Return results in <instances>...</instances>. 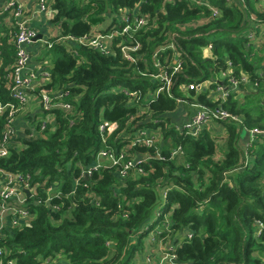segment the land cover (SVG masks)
Returning a JSON list of instances; mask_svg holds the SVG:
<instances>
[{
  "label": "trees",
  "instance_id": "16d2710c",
  "mask_svg": "<svg viewBox=\"0 0 264 264\" xmlns=\"http://www.w3.org/2000/svg\"><path fill=\"white\" fill-rule=\"evenodd\" d=\"M243 1L244 6L238 0H208L220 10L212 19L206 5L191 0H48L53 12L49 22L59 28L60 36L89 34L105 17L113 21L114 12L136 7L150 16L151 26L136 34L140 49L134 55L141 54V58L135 63L123 58L119 50L106 55L85 45L74 55L63 42L51 39L47 51L52 55L51 81L46 88L68 90L66 100L75 113L53 110L55 120L47 124L44 137L24 138L23 147L11 149L0 159L1 169L30 174L32 183H38V194L27 205L34 218L23 228L5 230L2 244L7 256L3 261L12 258L17 264H41L46 257L59 254L65 261L54 264H133L144 237L169 215V231H161L159 236L192 231L191 238H182L177 244V261L264 264V230L260 236L255 234L257 222L264 224V138L255 139L246 160L237 146L238 125L222 122L228 134L226 150L223 158L215 160V138L207 130L197 138L179 134L165 117L176 108L175 98L184 96L179 84L211 80L228 59L235 75L248 73L250 81L245 85L250 89L242 100L236 93L229 94L222 106L241 115L246 128L264 130V65L247 37L250 29L257 32L264 25V12L257 6L259 0ZM9 11L0 9V31L4 32L0 36L1 102L13 100L9 75L15 59V27L13 18L9 26L4 23ZM255 23L260 26L254 27ZM105 30L108 28L100 29ZM172 41L181 61L171 86L173 97L161 92L151 98L158 86L150 76L157 72L153 54L165 65L172 50L160 49ZM209 43L211 56L205 57L203 48ZM120 89L138 91L137 102H130ZM197 97L205 105L215 104L208 92ZM140 107L151 112V120L146 114L136 115ZM131 116H135L132 121ZM102 120L119 124L109 139L115 149L127 142L118 133L134 130L139 120L138 127L160 128L164 145L159 150L165 158L143 163L148 173L129 177L118 188L117 176L109 167L95 171L89 180L80 178L82 168L94 163L101 148L98 126ZM3 124L2 118L0 129ZM177 145L184 151L181 164L170 157V149ZM156 147L142 146L136 151L155 156ZM57 180H61V195L45 203V189ZM161 188H167L162 214L142 229L160 206ZM87 194L96 195L98 203ZM38 199L40 203L35 202Z\"/></svg>",
  "mask_w": 264,
  "mask_h": 264
},
{
  "label": "built area",
  "instance_id": "2783aa9c",
  "mask_svg": "<svg viewBox=\"0 0 264 264\" xmlns=\"http://www.w3.org/2000/svg\"><path fill=\"white\" fill-rule=\"evenodd\" d=\"M196 3L206 5L209 10V16L212 19L217 18L220 15V10L209 4L208 0H191ZM232 0H228L231 3ZM243 6L244 1L238 0ZM36 12L46 13L48 19L52 17V10H49L46 0L36 1ZM257 6L260 11L264 12V0H259ZM134 9H120L114 14V20L107 26L108 30L104 32L92 28L91 33L85 34L79 37L75 36H59L56 42H63L67 51L72 54H77V48L80 45L89 46L93 49L106 55H115L119 50L122 57L131 63H135L137 58H141V54L134 55L140 49V43L136 39V34L143 28L151 26V18L148 14L140 13ZM3 10H10L13 18V26L15 27L14 34L12 36L13 46L15 48V59L12 64V72L9 77L12 80L10 85V94L13 98L12 101L1 102L0 101V121L3 118L4 124L0 129V159L7 157L10 154L11 149H18L23 147L22 140L33 139L38 137H44V130L47 124H53L55 120V114L53 110H61L66 114H74L75 108L66 98L69 96L68 90L61 88H46V85L50 83V68L44 67L40 70V75L45 82L38 87V101L44 111L50 112L52 118L39 119V125L31 126L27 132L23 131L22 135L17 134V130L14 126V120L25 109V105L28 100V91L33 89V85L38 79V72L29 68L30 54L27 50V46L35 43L38 40L37 31L31 27L24 18V6L21 2L16 0H8L3 7ZM253 22L257 21L254 16H251ZM110 26V28H109ZM189 26H193L191 23ZM260 25L255 23L254 27ZM255 31L250 29L247 37L251 40L254 37ZM171 39L174 37L171 35ZM46 48L52 46L50 39L43 40ZM171 49V57H166L165 65H162L157 54H153V65L157 68L156 73H150L151 78L158 83L155 91L151 94V98H156L161 92L166 93L168 96L173 97L171 92V86L174 83L176 74L181 70V61L179 59V52L177 51V45L174 41L169 45L163 46L161 50ZM211 43L207 44L203 48V55L205 57L211 56ZM249 75L246 72L240 71L238 75L233 72V67L230 60H226L225 67L220 70L215 77L211 80H205L199 83L179 84V90H184L183 97H177V104H186L190 108V114L188 119L181 125L174 126L175 130L179 134H185L197 138L203 130H206L211 122H234L238 126H241L247 130L251 136V143L260 136L264 138V130L259 128H246L243 124V118L239 114H235L222 106L229 94L237 93L239 87L242 84L248 83ZM214 84V87L211 85ZM257 84V83H255ZM130 97V102H137L139 93L138 91H127L126 89H120ZM193 90L194 95L190 96L189 91ZM210 92L215 96L210 97L215 104L213 106L205 105L198 100L197 95L203 92ZM146 114L147 120H151V112L146 107H140V112L136 115ZM135 116L130 117V121ZM156 121V120H155ZM129 123V122H128ZM140 123V120L137 122ZM137 123L134 124V130L126 132L125 129L118 133V136H125L127 142L120 148L115 149L110 146L109 139L119 129V124L115 121L102 120L98 126L99 137L101 142V148L96 153L95 161L91 166L82 168L80 178L89 180L91 175L95 171L101 168H112L117 176V182L115 187L125 185V180L129 177H138L140 175H146L148 172L144 168L143 163L148 162L151 158L157 157L164 159L161 155L159 148L160 128L150 127H138ZM156 145L158 147H156ZM156 147L155 156H152L148 151L141 153L137 152V147ZM170 157L174 158L183 152L181 145H177L170 149ZM75 179V184L79 182V179ZM60 181H54L45 189L46 199L45 203L52 200L53 197H59L61 192L59 190ZM87 185V184H85ZM38 194V183H32L31 175L24 174L22 172H8L0 168V264H17L15 259H8L3 261V258L7 256V248L3 243L5 230L8 228H23L27 226L34 218V214L30 212L27 205L29 199H33ZM167 194V188L160 189V206L155 210L154 217L145 225V229L149 228L148 225L153 223V220L162 214V205L165 202ZM91 196L93 200L97 202V196L93 194H87ZM36 203H40V200H36ZM52 209L57 211L59 206L52 205ZM163 227V228H162ZM161 229V230H160ZM153 230H157V233L161 231H169V219L165 216L161 225H155ZM264 230V224L257 222L256 236H260ZM192 231L187 230L184 238H191ZM177 245L171 244L165 247V252L158 258L153 260L150 255H146L142 263L145 264H196L195 262H179L176 259L174 253ZM58 255L46 257L41 264H54L57 261ZM264 261V253L261 256ZM141 263V264H142ZM133 264H136L135 262Z\"/></svg>",
  "mask_w": 264,
  "mask_h": 264
},
{
  "label": "crops",
  "instance_id": "0c3cea01",
  "mask_svg": "<svg viewBox=\"0 0 264 264\" xmlns=\"http://www.w3.org/2000/svg\"><path fill=\"white\" fill-rule=\"evenodd\" d=\"M8 0H0V9H3L4 5L6 4ZM19 1L23 4L24 6V18L27 21V23L33 27L37 33L38 36L41 40H38L39 43H43V40H45L43 38V35H47V39H52V36H58L59 35V29L56 27L52 30V28L50 27V22L49 19L46 15V13L43 12H36V1L37 0H16ZM7 14H9V18L11 19V11H9ZM8 15H6L4 17V19L7 17ZM110 24V23H109ZM107 24V25H109ZM60 36V35H59ZM58 36V38H59ZM57 38V39H58ZM55 39V40H57ZM36 43L30 44L27 46V50L30 54V63H29V68L34 69L38 72V79L36 80V82L33 85V89L28 91V100H27V104L25 105V109L22 111V114H19L15 120H14V126L17 130V134L18 135H22L23 131L24 134L25 132H27V130L29 129V127H31L32 125L30 124V122L27 120L30 119V115L26 118V114L29 113V107H30V113L33 114V116H36L35 118L38 119H51L52 118V114H49L50 112L48 111H44L42 110V108H40V104L38 103V96H37V92H38V87L45 82V80H43V78L41 77L40 70L44 67H51L52 66V55L51 54H47V52L43 53L41 47L36 46ZM44 45V43H43ZM252 46H254V44L252 43ZM48 49V48H47ZM264 65V63H263ZM242 86V87H241ZM237 93L241 94L243 92V95L246 94L250 88L246 87L245 84H242ZM183 94L185 93L184 90H180ZM207 92H209V90H207ZM237 97L238 94H236ZM210 97L214 96V94L212 92H210L209 94ZM36 102L37 108H33V106L35 105L34 103ZM29 103H33V106H28ZM190 114V108L189 106H187L186 104H177L176 108L168 113H166L165 117L168 119V123L171 126H176V125H181L183 122H185L188 119V116ZM34 120V118H33ZM33 127V126H32ZM237 133L239 134L238 137V142H237V146L240 149V151L242 152V154L244 155V157L246 158V160H248L249 158V151L253 146V143H251V139L252 136L251 134L245 130L242 127L237 126ZM224 129V130H223ZM210 135L212 132L217 133V131H222V132H227L226 127L223 125V123H216V122H211L208 126V128L206 129ZM212 136V135H211ZM158 144L164 145V138L163 135L160 133V138H159V142ZM154 217V214L152 216V218ZM167 219H169V215H166ZM151 218V219H152ZM156 219V218H155ZM154 219V220H155ZM153 220V222H154ZM160 225V224H158ZM153 230V229H152ZM157 231V230H155ZM187 229H184L182 231H178L175 234L178 235V237H180V235H182L181 237L184 238V235L186 233ZM152 233V231H151ZM180 238H178L177 240H173V242L171 244H179ZM166 247V246H165ZM164 247V249H165ZM152 257V256H151ZM159 257H152L153 260H158ZM143 261L141 262H135L136 264H141Z\"/></svg>",
  "mask_w": 264,
  "mask_h": 264
},
{
  "label": "rangeland",
  "instance_id": "374dc122",
  "mask_svg": "<svg viewBox=\"0 0 264 264\" xmlns=\"http://www.w3.org/2000/svg\"><path fill=\"white\" fill-rule=\"evenodd\" d=\"M82 1H84V0H82ZM46 3H47L46 7H48V9L51 10V6H49L48 0H46ZM116 13H117V11L114 12L113 15ZM7 15L8 16L4 19V23L6 26H9L11 19L9 18V14H7ZM110 22H111V18L105 17L101 23L95 25L93 28H95L97 31L100 29H104L108 26L107 24H109ZM50 27L52 28V30L54 28H56V26H54L52 24L50 25ZM3 33L4 32L0 31V36L4 35ZM59 35H60V31H59ZM58 36L57 37L52 36V38L57 39ZM43 38L47 39V35L44 34ZM251 42L255 46L254 52L257 54L258 57L261 58V62L264 63V25H261L259 27L258 31L254 33V37H253V39H251ZM36 46L41 47L43 53L48 51V49L45 47V45H43L42 42L39 43V41H37ZM236 94H238V96H239L238 98H240V100H242L243 92L241 94H239V93H236ZM34 104L35 105L33 106V103H29L28 106H33V108H37L36 102ZM28 112L29 113L26 114L27 115L26 118L30 115L29 116L30 119L27 118V120L30 122V124L32 126H36L39 119L35 118L36 116H33V114L30 113L31 112L30 107H29ZM33 118H34V120H33ZM211 135H212V137L215 138V144H216V150H215V153L213 155V158L215 160L221 159V158H223L224 152L226 150L228 134H227V132L224 133L222 131H220V132L217 131V133L212 132ZM169 145H171V143ZM176 162H177V164H181L184 162V151L176 157ZM149 226L150 225H148V227ZM142 229H145V226ZM152 229H153V227L151 228L150 232L144 237L142 249L139 252V254H137V256L135 257L134 262L144 261V258L146 255H150V256L154 257V259H155V257H160L163 254V252H165V250H166V249H164L165 246L171 245V243L175 239L176 240L178 238H180V240L182 239V237H181L182 235H180V237L177 238L178 235H176V234H172V235L169 234V235H166L165 237H161V236H159V233H157L155 230H152ZM151 231H152V233H151ZM112 254H113V252H110V256ZM56 260L60 261V262L65 261L64 256H62V255L57 256Z\"/></svg>",
  "mask_w": 264,
  "mask_h": 264
},
{
  "label": "water",
  "instance_id": "95a60500",
  "mask_svg": "<svg viewBox=\"0 0 264 264\" xmlns=\"http://www.w3.org/2000/svg\"><path fill=\"white\" fill-rule=\"evenodd\" d=\"M38 38H39V36H38ZM86 179V178H85Z\"/></svg>",
  "mask_w": 264,
  "mask_h": 264
}]
</instances>
